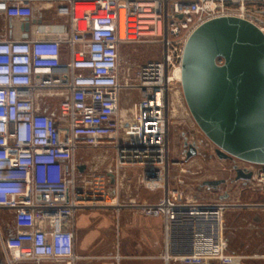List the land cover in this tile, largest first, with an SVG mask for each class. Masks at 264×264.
<instances>
[{
	"label": "built area",
	"instance_id": "obj_1",
	"mask_svg": "<svg viewBox=\"0 0 264 264\" xmlns=\"http://www.w3.org/2000/svg\"><path fill=\"white\" fill-rule=\"evenodd\" d=\"M44 12L50 21L31 35L32 25L23 38L0 39V264H75L77 211L115 203L105 176L79 179L77 154L103 144L112 145L116 168L139 166L142 185L163 191L155 202L133 204L163 219L167 259L231 262L225 237V213L234 206L230 188L237 185L238 196L264 192V165L233 158L238 163L230 180L205 185L193 160L202 146H216L200 129L202 138L187 140L197 154L187 160L185 147L181 160L171 161L169 119L192 32L231 15L264 34V0H0V14L10 20L42 22ZM61 18L64 23L53 22ZM157 38L162 59L129 77L122 47ZM146 168L155 174L146 176ZM237 168L251 178L236 180ZM193 183L215 196H196ZM238 205L264 208V202Z\"/></svg>",
	"mask_w": 264,
	"mask_h": 264
},
{
	"label": "water",
	"instance_id": "obj_2",
	"mask_svg": "<svg viewBox=\"0 0 264 264\" xmlns=\"http://www.w3.org/2000/svg\"><path fill=\"white\" fill-rule=\"evenodd\" d=\"M32 23L35 19H25L21 30L27 33ZM181 87L193 119L220 158L264 165V34L256 25L229 15L196 28L185 44ZM184 145L187 160L197 154L194 143ZM236 172V180L252 175L241 168ZM145 174L155 171L146 168Z\"/></svg>",
	"mask_w": 264,
	"mask_h": 264
},
{
	"label": "crops",
	"instance_id": "obj_3",
	"mask_svg": "<svg viewBox=\"0 0 264 264\" xmlns=\"http://www.w3.org/2000/svg\"><path fill=\"white\" fill-rule=\"evenodd\" d=\"M35 16H39L38 11ZM50 19V13L44 12L42 22L40 19L35 20L29 35L41 23ZM20 24L21 21L10 20L0 14V39L23 38L22 35L24 36L26 32L21 30ZM88 151L94 153L92 159L87 158ZM81 153L83 156L79 162L83 169H80L79 179L105 176L108 180L110 198L115 203L87 204L77 211L74 231L75 253L79 258L75 264H188L165 257L163 219L159 216L145 215L133 204L134 201L155 202L163 194L161 189L149 190L142 185L140 167L116 168L115 152L112 145L108 144L96 148L85 147ZM130 167L131 171L128 173L124 171ZM238 207L250 210L249 214H253L255 218L262 216L256 210L264 211V208L256 206ZM12 231L15 232V228ZM260 234V223H249L246 231L240 237L236 236L239 239L236 245H231L233 240L227 241V254L233 258L226 264H264V251H256L254 244Z\"/></svg>",
	"mask_w": 264,
	"mask_h": 264
},
{
	"label": "rangeland",
	"instance_id": "obj_4",
	"mask_svg": "<svg viewBox=\"0 0 264 264\" xmlns=\"http://www.w3.org/2000/svg\"><path fill=\"white\" fill-rule=\"evenodd\" d=\"M64 18L61 19H55L53 22L57 23H64ZM129 48L126 46H123L121 49V58L125 60L129 53ZM151 52L152 46H151ZM153 54L151 53V57ZM124 65V64H123ZM125 67V66H124ZM178 88H175V93L177 95L175 100L174 107H171V117L169 119V157L170 160H181V158L184 156V150L185 145L184 142L190 138L191 135H194L195 137L202 138L203 134L200 131V128L196 124L195 120L193 119L189 108L187 106V103L185 101L182 87L180 85V91H177ZM173 95V90L171 91ZM178 93V94H177ZM53 108L56 106L58 107L59 99H53ZM57 113V112H56ZM58 115V113H57ZM94 153L92 151L86 152L87 158L92 159V156ZM83 154L80 152L77 154V159L80 160L82 158ZM193 166L195 167L197 171L198 179H202L204 181L210 180V179H224V180H230V177L233 174V167L238 161L234 160L233 158H227L222 159L220 158L213 148L212 145L209 146H202L200 149L199 154H197L196 158L193 160ZM133 167V166H132ZM130 167L129 169H125L127 173L131 171L132 169ZM136 167V166H135ZM139 167V166H137ZM178 167H172V171L174 174H177ZM104 172V169L101 170ZM190 185V188L194 190V193L196 196L201 198H212L215 195V191L209 192L208 190H204L201 187V184L196 183V185ZM223 184V183H222ZM221 184V185H222ZM219 185V186H221ZM225 188V186H222ZM231 187V185H230ZM221 189V188H219ZM231 194L233 195V198L231 199V203L234 204V206H231L225 213V237L227 241H232L231 245H236L238 243L236 237L237 235L240 237V235L246 231V227L249 225V223H260L261 225V234L256 238L257 241L254 243L255 250L264 251V211L263 210H256V212L261 213V218H255L253 214H249L251 212L246 211L245 209H240V207L237 206V204L240 203H258V202H264V192H250V191H244L242 195L238 196V186L234 185L232 188H230ZM252 211V210H251ZM260 237V238H259Z\"/></svg>",
	"mask_w": 264,
	"mask_h": 264
},
{
	"label": "flooded vegetation",
	"instance_id": "obj_5",
	"mask_svg": "<svg viewBox=\"0 0 264 264\" xmlns=\"http://www.w3.org/2000/svg\"><path fill=\"white\" fill-rule=\"evenodd\" d=\"M125 46L130 50L125 60L121 58V64H124L123 66L126 67L128 75L131 78H134L139 69L147 63L156 62L162 59L163 48L158 41V38L154 41L147 39L139 44H128ZM151 46L153 52H151ZM151 53L153 54L152 57Z\"/></svg>",
	"mask_w": 264,
	"mask_h": 264
},
{
	"label": "bare ground",
	"instance_id": "obj_6",
	"mask_svg": "<svg viewBox=\"0 0 264 264\" xmlns=\"http://www.w3.org/2000/svg\"><path fill=\"white\" fill-rule=\"evenodd\" d=\"M121 19L123 20V11H121Z\"/></svg>",
	"mask_w": 264,
	"mask_h": 264
}]
</instances>
